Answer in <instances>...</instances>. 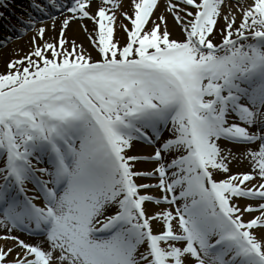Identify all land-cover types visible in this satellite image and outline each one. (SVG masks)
Segmentation results:
<instances>
[{"label": "snow or ice", "instance_id": "6c2138e0", "mask_svg": "<svg viewBox=\"0 0 264 264\" xmlns=\"http://www.w3.org/2000/svg\"><path fill=\"white\" fill-rule=\"evenodd\" d=\"M15 19L0 47L32 35L0 72V264H264V0H30Z\"/></svg>", "mask_w": 264, "mask_h": 264}, {"label": "bare ground", "instance_id": "6f19581e", "mask_svg": "<svg viewBox=\"0 0 264 264\" xmlns=\"http://www.w3.org/2000/svg\"><path fill=\"white\" fill-rule=\"evenodd\" d=\"M125 3H127V0H125ZM121 20H123L124 23H128L127 20H124L123 17H120ZM86 23L88 24L89 29H91L93 27L92 22L91 21H86ZM169 23L170 26L172 24L171 18H169ZM223 23V22H221ZM11 25H17L16 23L12 22ZM8 26V25H7ZM173 32V38H177L179 39L181 37V33L178 29L173 28L172 29ZM1 35L3 36L2 38H0V40H3L5 38V34L1 32ZM16 35V33H14L12 35V37H14ZM32 33L28 32L26 34V36L19 40L16 41L15 43L9 45L8 43L6 44V46L3 48H0V72H3L5 70V65L6 62L8 61L9 58H13L15 56H23L25 54H27L30 51V44H29V38L31 37ZM52 33H49V36H51ZM68 36L70 38L74 37L76 38V40L78 42H82L84 44L85 47L87 48H91L92 46L88 43V40L86 38V34L81 30L80 24L78 22H74L71 25V28L68 30ZM116 38L120 39L121 42L124 41L125 39V34L124 32L117 27L116 30ZM217 39H219V35L217 36ZM150 150L148 148H145L141 145L136 146L135 152L136 154H147ZM141 167H149V165L145 164V165H141ZM231 168L233 173L236 172H241V171H247L248 167H247V161L246 160H240L239 162H233L231 164ZM152 192L154 194H156V190H152ZM157 206L154 205H149V210H153L155 209Z\"/></svg>", "mask_w": 264, "mask_h": 264}]
</instances>
